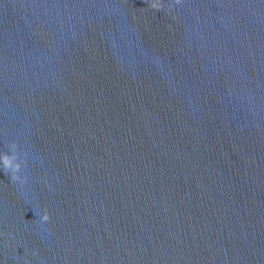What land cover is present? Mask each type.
Returning a JSON list of instances; mask_svg holds the SVG:
<instances>
[{
  "label": "water",
  "instance_id": "water-1",
  "mask_svg": "<svg viewBox=\"0 0 264 264\" xmlns=\"http://www.w3.org/2000/svg\"><path fill=\"white\" fill-rule=\"evenodd\" d=\"M162 4L0 0V264H264V0Z\"/></svg>",
  "mask_w": 264,
  "mask_h": 264
},
{
  "label": "clouds",
  "instance_id": "clouds-1",
  "mask_svg": "<svg viewBox=\"0 0 264 264\" xmlns=\"http://www.w3.org/2000/svg\"><path fill=\"white\" fill-rule=\"evenodd\" d=\"M177 3L180 0H176ZM149 8L153 10L160 11L163 9L162 0H146ZM26 155V154H25ZM26 165V160L21 157L20 152L18 151V146L16 143H12L9 145V152H6L0 155V166H2L5 173L10 174L11 181L19 182L21 185L27 183V177L21 178L20 172L22 167ZM41 222H49L50 214L47 209H45L42 215L39 216ZM5 235L4 233H0V236ZM11 235V234H9ZM37 255L38 253H33Z\"/></svg>",
  "mask_w": 264,
  "mask_h": 264
}]
</instances>
